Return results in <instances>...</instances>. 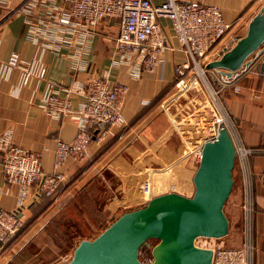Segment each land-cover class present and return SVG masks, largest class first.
<instances>
[{
	"label": "crops",
	"instance_id": "obj_1",
	"mask_svg": "<svg viewBox=\"0 0 264 264\" xmlns=\"http://www.w3.org/2000/svg\"><path fill=\"white\" fill-rule=\"evenodd\" d=\"M152 1L160 3L162 0ZM198 1L218 4L231 24L217 46L220 57L247 35L250 24L264 10V0ZM58 5L68 10L70 0H0V137L6 134L19 145L42 150V168L51 171L56 139L72 140L78 126L71 119L55 118L49 113L42 105L44 90L49 83L54 85L59 94L70 96L77 109L86 101L84 85L96 76H108L127 85L122 105L127 124L115 127L114 135L106 141H94L86 159L67 161L66 180L44 208H39L43 197L37 195L35 187L23 194L19 185L5 181L0 149V209L13 210L21 204L24 219L20 232L0 250V264H65L63 260L70 254L67 244L73 251L82 238L94 237L72 234L70 238L67 236L69 240L62 241L51 232L56 230V222L58 225L67 214L72 220L82 219L83 215L92 229L103 230L123 212L147 203L141 191L146 178L153 179L154 196L169 191L191 195L194 190L195 164L181 160L186 145L171 117L182 116L205 96L186 106V99L191 96L177 97L173 91L175 64L185 60L186 55L170 22L163 21L168 46L161 53L159 67L148 72L117 63L115 40L120 28L117 19L103 20L88 30H71L61 25L56 29L53 19ZM263 50L264 42L237 68H215L226 81L231 84L235 81L223 92V105L246 143L263 150L253 160L256 201L253 264H264ZM12 51L21 53L26 61H36V66H45V78L20 88V74L6 63ZM214 83L218 87L216 77ZM105 172L110 173L112 179ZM181 176L191 182L183 189L184 185L178 186ZM234 180V192L225 206L230 230L223 242L239 247L244 245L246 235L241 179L234 177ZM87 191L97 205L95 211L103 214L102 221L94 225L91 217L82 212L83 194Z\"/></svg>",
	"mask_w": 264,
	"mask_h": 264
},
{
	"label": "built area",
	"instance_id": "obj_2",
	"mask_svg": "<svg viewBox=\"0 0 264 264\" xmlns=\"http://www.w3.org/2000/svg\"><path fill=\"white\" fill-rule=\"evenodd\" d=\"M26 3L25 5H27ZM26 9L27 6L25 7ZM54 28L61 26L80 30L92 28L103 20L117 19L120 25L115 40L117 63H126L135 68L154 72L161 62V53L167 48L164 20L170 22L172 31L186 55V59L176 63V95L187 93L193 99L201 90L203 82L208 87L205 75L216 76L218 87L210 90V95L196 103L182 116H172L186 151L181 160L199 163L205 142L214 140L222 127H227L236 147V162L242 165L244 176L242 186L243 209L245 210L244 245L226 246L222 238L199 236L197 246L213 249L212 264H253L252 227L255 212V195L249 160L262 149L249 147L235 122L221 102L223 92L234 84L218 76L215 68L207 67L221 53L218 44L226 36L231 24L224 17L218 4L202 3L198 0H70L68 10L56 6ZM264 55V50H263ZM7 65L20 74V88L32 85L46 76L45 66H36L26 61L21 53L12 51ZM206 67H204V65ZM77 67V66H75ZM253 70V69H250ZM86 101L75 109L70 96L58 93L54 85L48 84L43 93V106L55 118H68L76 123L78 132L70 141L57 138L55 141L54 164L51 171L42 168L43 151L24 147L15 143L6 134L0 137L2 151L1 166L6 182L23 188V194L35 187L38 196L53 194L66 180L65 164L69 159L84 160L89 155L94 141H106L114 135L115 127L127 124L122 105L128 92L127 85L113 81L108 76H96L84 85ZM153 179L146 178L141 191L146 202L154 196ZM21 204L13 210L0 209V250L12 236L23 227L20 213ZM69 254L63 261L71 259Z\"/></svg>",
	"mask_w": 264,
	"mask_h": 264
},
{
	"label": "water",
	"instance_id": "obj_3",
	"mask_svg": "<svg viewBox=\"0 0 264 264\" xmlns=\"http://www.w3.org/2000/svg\"><path fill=\"white\" fill-rule=\"evenodd\" d=\"M263 42L264 10L247 35L207 67L235 69ZM235 163V143L229 129L222 127L216 139L203 145L192 195L169 191L123 212L94 238H83L65 264H212L213 249L197 246L195 240L229 233L225 205L235 184ZM151 239L157 242L146 263L140 253Z\"/></svg>",
	"mask_w": 264,
	"mask_h": 264
},
{
	"label": "rangeland",
	"instance_id": "obj_4",
	"mask_svg": "<svg viewBox=\"0 0 264 264\" xmlns=\"http://www.w3.org/2000/svg\"><path fill=\"white\" fill-rule=\"evenodd\" d=\"M220 57V56H219ZM204 65V67H206L205 66V64H203ZM221 74L220 73H218V76H220ZM205 77H206V79H207V81L209 82V85H208V87H209V89L210 90H216V83H214V79H215V77L216 76H214L213 74H211V73H207L206 75H205ZM201 84V90L198 92V94L192 99V98H187L186 99V102H187V104H185L186 106L187 105H189V104H192L193 102H195L197 99H199L202 95L203 96H209L210 95V90L208 89V87L206 86V84H204L203 82H200ZM174 93H177V91H178V88H175L174 90ZM186 95H189V96H191V94L190 93H187ZM179 96H182V94L180 93V94H178L177 95V97H179ZM189 96H186V97H189ZM190 101V102H189ZM222 102V101H221ZM223 104V103H222ZM224 106V105H223ZM225 107V106H224ZM227 110V109H226ZM228 112V111H227ZM228 114H229V112H228ZM230 115V114H229ZM231 117V116H230ZM232 118V117H231ZM232 120H233V118H232ZM234 121V120H233ZM235 122V121H234ZM235 124H236V122H235ZM237 125V124H236ZM238 126V125H237ZM241 133V132H240ZM243 137V136H242ZM244 139V138H243ZM244 141H245V139H244ZM245 143H246V141H245ZM247 144V143H246ZM248 145V144H247ZM249 147H251V148H255V147H252V146H250V145H248ZM257 149H259V148H257ZM259 154V153H258ZM257 155V154H256ZM255 154L253 155V157L252 158H250V160H249V164H250V169H251V176H252V178H253V193H255V180H254V170H253V160H254V157L256 156ZM195 165H194V169L196 170V168H197V166H198V164L197 163H194ZM241 167H242V165H241V163L239 162V161H237L236 163H235V167H234V170H233V176L234 177H240V179H241V183H240V186L242 185L243 186V184H244V176H243V174H242V172H241ZM111 179H112V176H111V174L110 173H108V172H105ZM178 179H179V183L178 184H180V185H178V186H181V184L182 185H184V187L182 186V189L183 188H185L186 186H187V179L186 180H184V178H183V176H181V177H178ZM189 181H191V180H189ZM188 183H190L191 184V182H188ZM239 184V183H238ZM234 186H235V184H234ZM193 192H194V190L191 192V195L193 194ZM233 192H234V188H233V191H232V193L231 194H233ZM231 196L232 195H230V197L228 198V200H227V202H226V205H227V203H228V201H229V199L231 198ZM242 201H243V196H242ZM102 205V204H101ZM225 205V206H226ZM241 206H242V211H243V213H244V217H243V223L245 224V210L243 209V203H241ZM255 208H256V201H255ZM225 212H227V213H229L228 212V210H227V207H225ZM232 214H230V216H231ZM61 221V223H60V227H58V228H60V230H59V234H60V236H62L63 235V233H65L66 231H67V229H66V223H67V221H66V219H61L60 220ZM87 224H89V223H87ZM93 225H94V223H93ZM86 227V226H85ZM104 230V229H103ZM84 231L86 232V233H88V234H90L91 233V235L93 236V235H95V236H97L98 235V233H100L102 230H101V228H98V229H91V230H89V227H86V228H84ZM244 231H245V229H244ZM95 236H93V237H95ZM227 236L228 235H226L225 236V238H227ZM224 238V237H223ZM223 238H222V240H223ZM157 242V240H155V239H151L144 247H143V249L141 250V253H140V258L144 261V262H146V263H148V262H150L151 261V253H150V248H151V246H153L155 243ZM225 243V245L226 246H229L226 242H224ZM230 247V246H229ZM67 249H68V252L72 255V253H73V251L71 250V248H68V245H67Z\"/></svg>",
	"mask_w": 264,
	"mask_h": 264
},
{
	"label": "trees",
	"instance_id": "obj_5",
	"mask_svg": "<svg viewBox=\"0 0 264 264\" xmlns=\"http://www.w3.org/2000/svg\"><path fill=\"white\" fill-rule=\"evenodd\" d=\"M157 101H158V99L154 103H156ZM54 194L55 193L50 194V195L43 194L41 196V198L43 197V200H42V202H40V207L39 208H44L45 206H47V204L50 202V199L52 198V196ZM83 195H84V200H83L84 204H83L82 212L84 211L87 215H89L91 217L92 223L96 224V223L101 222L103 214H102V212H99L98 210L95 211L97 205L95 204V202H94V200L92 198V194L87 191ZM67 215H66V218H63V219H66V221H67V223H66L67 231L65 233H63L62 236L58 235L59 234V228L58 227L61 226L60 225L61 221L58 222V225H57V222H56V227H57L56 230L54 229V231H51L54 234L55 237H57L60 240L62 239V241L63 240L65 241V240H69V238H70V236L72 234L75 235L76 237H85V236H90L91 237L92 236L91 233L88 234V233H86L84 231V228H86V227H89V230H91L92 226L90 227V224H87L89 222H88V220H86V218H84L83 215H81L82 219H77V220H72ZM67 236H69L68 239H67Z\"/></svg>",
	"mask_w": 264,
	"mask_h": 264
}]
</instances>
